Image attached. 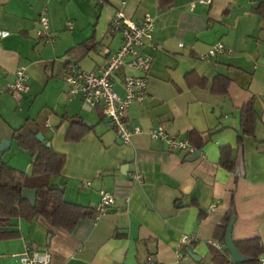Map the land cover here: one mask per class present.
Here are the masks:
<instances>
[{"label":"crops","instance_id":"obj_1","mask_svg":"<svg viewBox=\"0 0 264 264\" xmlns=\"http://www.w3.org/2000/svg\"><path fill=\"white\" fill-rule=\"evenodd\" d=\"M261 2L174 0L160 9L157 0H0V30L8 31L0 38V144L8 141L0 161L26 173L32 156L17 147L15 130L40 132L32 107L48 92L55 69L62 70L63 78L67 61L86 71L104 65L121 42L119 34L108 30L116 10L136 22L153 16L156 44L148 48L153 63L147 96L126 110L129 124L143 130L130 144L103 128L108 119L99 106L86 110L79 97L63 93L64 79L43 120L49 126L41 133L65 156L60 175L51 182L63 187L67 201L92 208L105 189L114 197L112 206L97 219L80 220L70 233L49 227L41 217L16 219L20 237L0 241V264H18L16 255L26 245L49 251L50 264H140L147 257L154 264H210L213 231L231 201L233 241L259 237L264 243V9H256ZM42 10L51 41L37 34ZM218 41L231 53L201 59ZM17 66L26 68L28 90L10 93L4 87L13 81ZM128 72L133 71L123 67L114 77L118 94ZM189 72L206 85L190 86ZM218 75L229 84L225 93L213 94ZM251 98L258 115L255 137L245 136L238 144L240 108ZM62 115L78 116L93 129L78 141H66L68 121ZM161 124L180 138H188L190 130L213 133L205 134L206 142L194 151L198 156L170 152L147 134ZM222 146L234 150L232 171L218 164ZM135 172L141 174L140 182L133 180ZM183 235L197 238L190 247L196 259L177 257Z\"/></svg>","mask_w":264,"mask_h":264},{"label":"trees","instance_id":"obj_2","mask_svg":"<svg viewBox=\"0 0 264 264\" xmlns=\"http://www.w3.org/2000/svg\"><path fill=\"white\" fill-rule=\"evenodd\" d=\"M173 2L174 0H157V6L160 9H167ZM256 9L262 12L264 2H261ZM68 65L69 61L65 62L64 69ZM191 73H186L187 79L190 80V86L204 87L206 85L205 79ZM228 84L226 76L218 75L214 78L211 92L213 94L225 93ZM257 116L254 99L251 98L240 108L239 127L236 136L238 144H242L245 136L255 137ZM62 120L68 121L64 135L66 141H78L85 133L93 129V126L86 124L78 116L67 117L62 115ZM38 132L39 130H31L20 133L18 129L15 130L14 139L17 147L28 151L32 156L28 173L0 161V241L20 237V232L15 225L16 219L32 222L37 217H41L49 227L61 228L70 233L80 220L93 218L94 208L67 201L64 198L63 187L54 185L51 182L52 176L60 175L65 156L56 152L51 146H46V139L43 142L38 141L36 137ZM211 133L213 131L199 133L190 130L187 139L194 144L196 150H200L206 142L205 134L209 136ZM234 163L233 148L231 146L220 147L218 164L224 169L232 171ZM29 191L34 193L31 199L25 196V193ZM233 211L234 204L231 201L229 211L213 231V240L221 244V249L211 246L210 264H261L264 243L259 237L234 240L235 247L243 256L248 258V261L243 263L230 261L229 253L224 246V236L230 213ZM193 244V241L183 244V251H180L182 257L189 254L190 247Z\"/></svg>","mask_w":264,"mask_h":264},{"label":"built area","instance_id":"obj_3","mask_svg":"<svg viewBox=\"0 0 264 264\" xmlns=\"http://www.w3.org/2000/svg\"><path fill=\"white\" fill-rule=\"evenodd\" d=\"M100 1V0H91ZM40 28L37 31L42 40L51 41L49 30V20L45 10L38 16ZM154 17L146 14L136 22L129 19L122 10H116L109 23V32L119 34L121 42L112 54L108 57L104 65L95 70H82L73 61H69L68 67L64 71L63 79L67 85V93L77 96L81 100L82 107L86 110L99 106L108 122L103 125L104 129L111 128L122 144H130L133 135L142 133V128L138 125H130L126 110L131 103H142L147 96L148 75L153 63V56L148 52V48L154 47ZM8 35V31L0 30V38ZM182 46V43H179ZM231 53L230 47L221 41L211 45L200 55L201 59H210L218 54ZM130 71L124 73L122 77V94H118L114 89V77L123 68ZM27 73L24 66H17L14 71V79L6 83L4 90L10 93L26 92ZM46 126H49L46 123ZM150 139L166 145L170 152L192 153L196 151L194 144L187 138H180L170 134L164 125L152 127L147 131ZM135 182H140L142 176L139 172L132 175ZM88 184V183H86ZM99 202L94 207L93 218L97 219L112 206L114 197L105 189L99 190ZM195 236L183 235L181 243L189 241L195 242ZM213 246L221 249V244L213 241ZM181 258V252L177 253ZM18 264H50L51 254L49 251L30 249L25 246L23 253L16 255ZM140 264H154L151 257ZM261 264L264 260L261 258Z\"/></svg>","mask_w":264,"mask_h":264},{"label":"rangeland","instance_id":"obj_4","mask_svg":"<svg viewBox=\"0 0 264 264\" xmlns=\"http://www.w3.org/2000/svg\"><path fill=\"white\" fill-rule=\"evenodd\" d=\"M61 71H59V67L54 70L53 78L51 79L53 82L50 83L48 92L43 96V98L37 99L32 107L33 121H36V123H38L39 129H41L40 132L42 133L45 130H47L45 129L46 127L45 124L43 125V120L49 114V111L52 108V106L56 103L55 93L59 92L61 90V84H64L62 75L60 74ZM47 72H48V75H51L50 67H48ZM64 89L67 92V87L63 88L62 92L64 91ZM31 100L32 98H30L29 103L31 102ZM33 127H34V124H33ZM27 130H28L27 127H23L21 129V132L25 133ZM32 195H33V191L27 192L28 197L31 198Z\"/></svg>","mask_w":264,"mask_h":264},{"label":"water","instance_id":"obj_5","mask_svg":"<svg viewBox=\"0 0 264 264\" xmlns=\"http://www.w3.org/2000/svg\"><path fill=\"white\" fill-rule=\"evenodd\" d=\"M36 137L38 139V141L40 142H43L45 141V137L44 135L41 133V132H38L36 134ZM46 146H51L50 142L49 141H46ZM8 145V141H2V143L0 144V156L2 155V153L4 152V150H6L7 146ZM195 156H198V153L197 152H194ZM34 195V193H33ZM32 195V197H33ZM25 196L29 199H31L30 197L27 196V193H25ZM234 220H235V214L234 212L230 213V216H229V221H228V224H227V227H226V231H225V236H224V246L225 248L227 249L228 253H229V259L231 262L233 263H243V262H246L248 261V258H246L245 256H243L238 250L237 248L235 247V244L233 242V239H232V235H231V231H232V226H233V223H234ZM189 256L196 259L197 255H195L193 252H189Z\"/></svg>","mask_w":264,"mask_h":264}]
</instances>
